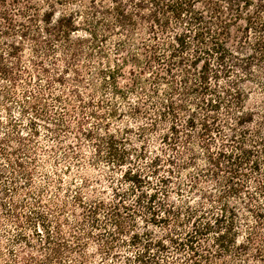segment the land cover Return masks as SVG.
Here are the masks:
<instances>
[{"label": "trees", "instance_id": "16d2710c", "mask_svg": "<svg viewBox=\"0 0 264 264\" xmlns=\"http://www.w3.org/2000/svg\"><path fill=\"white\" fill-rule=\"evenodd\" d=\"M111 39L115 54L131 45L121 62L103 45ZM129 62L138 73L128 70L133 84L124 92L117 86V75H123L122 63ZM263 67L264 0H0V82H5L0 85V107L10 116V131L0 132V159L11 173L10 186H1L0 195L21 194L15 172L24 184H30L32 171L24 162L32 164L36 151L23 139L38 134V120L46 123L45 140L57 146L55 150L45 143L37 145L43 154L56 153L57 163L45 173L56 191L64 181L60 170L70 174L73 165L76 170L104 166L109 171L126 166L121 179L110 177L114 185H108V196L87 198L83 188L92 184L80 176L70 196V218L64 221L60 216L67 208L65 200L53 203L57 215L48 212L52 218L35 211L47 187H38L41 193L27 212L19 211L26 206L24 200L0 202L14 230L6 222L0 228V264H100L102 259L113 264H249L253 259L264 263V234L249 225L239 229V214L234 210L226 214L225 207L221 208L224 213H215L204 211V203L192 208L190 201L186 211H180L169 202L171 192L178 195L182 190L169 185L173 169H163L166 175L151 182L162 164L160 157L152 155V169L142 173L137 161L146 159L144 147L137 150L125 133L110 129L109 121L123 116L149 118V127L138 126L137 135L142 138L145 129L156 131L159 120H171L160 140L179 155L182 170L191 169L188 189L202 190L197 187L200 180L222 182L220 173L226 163L228 176L220 188H214L219 193L202 190L198 197L210 207L241 193L255 198L248 190L252 182L258 195L264 190V125H260L264 102L256 107L243 102L254 92L248 84L264 98V74L258 73ZM109 87L114 100L102 95ZM129 95L134 102L146 100L150 110L132 104ZM12 100L18 116L9 113ZM117 102L125 106L122 111ZM231 109L236 128L231 122L223 124L220 116ZM179 110H190L184 119L185 131L179 128ZM28 112L29 122L20 123L19 116ZM226 127L235 134L220 141L215 150L211 145L226 137ZM196 128L201 138L196 143L205 151L196 158L186 155L184 160L182 149L190 150L188 146L194 144L188 130ZM69 134L78 141L76 145ZM63 136L68 137L63 141L66 150L60 148ZM23 157L27 159L21 161ZM173 157L168 164H177ZM195 159L200 163H194ZM59 161L66 162L64 169L58 167ZM177 176L181 177V170ZM77 208L82 212L77 213ZM252 211H256L255 222L263 225L264 214ZM138 220L142 225L137 227ZM251 247L255 253L248 260ZM177 254L183 255L179 261Z\"/></svg>", "mask_w": 264, "mask_h": 264}, {"label": "rangeland", "instance_id": "374dc122", "mask_svg": "<svg viewBox=\"0 0 264 264\" xmlns=\"http://www.w3.org/2000/svg\"><path fill=\"white\" fill-rule=\"evenodd\" d=\"M65 6H57L56 8H63ZM113 40H107L106 42L103 43V45L105 46L106 50L108 51L109 55L111 57H114L116 59H118L119 62H121L122 57L124 55H127V53L131 50V45H129L122 53L120 54H115L114 53V48H113ZM134 68V71L138 73V68L133 66L130 62L127 64L122 63V73L123 75H117V86L123 90L124 92L127 91L128 87L131 86L133 84V76L131 74H129L128 70ZM259 74L263 75L264 74V67L261 69V71H258ZM145 75V77L149 78L150 75L147 74V72L143 73ZM5 82H0L1 84H4ZM223 86L224 84L221 83ZM146 88H150V85L148 83L145 84ZM248 86H250L251 90H254V92L250 95V97L248 99H246L243 104H245L247 107H256V106H260L263 102H264V98L261 97L260 95H258V93L256 92V87H253V84H248ZM1 94V93H0ZM103 97L108 99V100H114V94L111 91V88L109 87L105 93H102ZM100 97V95H97ZM102 97V96H101ZM128 100L131 101L132 104H137L139 106V108L141 110H150L148 109V106H151L147 103V101L145 100V102H134L133 98L131 95H129ZM0 101H1V97H0ZM9 106V113L10 115H17V111H18V106L17 104L12 100L11 103L8 104ZM117 106L119 108V111H122L125 106H123V104L121 102H117ZM106 109H104L103 111H105ZM85 111H89V108H86ZM190 111V110H189ZM189 111H181L179 110L178 112V117H179V123L182 124V126H179L180 129H182L183 131L187 130V125H184V119L187 118ZM202 111V110H200ZM254 111H259L254 110ZM259 114H256L254 117L257 118ZM29 112L24 115H20L19 118L20 119V123H28L29 122ZM121 116V115H120ZM150 116H153V114H151ZM220 116L222 117L221 119L224 120L223 124H226L228 122H231L234 124L235 128L238 127L237 124L234 123V118L236 117V114L234 113V109H231L229 113H226L225 111H221ZM9 114L6 113L5 111L2 110V108L0 107V132L2 133L3 131H10L9 129V125L7 122ZM13 117V116H12ZM88 120L90 122H92L93 124L98 123L97 120H95L94 118H88ZM149 118H145L143 116H137V118H130L127 116H123L121 118H117V119H110V129L113 130L114 128L120 130L122 133H125V135L128 137V139H130L131 141V145L134 146L137 150H142L143 147L145 149V154L146 159H140L137 161L138 167L141 170L142 173H147L149 171V169H152L150 166V162L149 159L150 157H152V155H154L155 153L160 157V162L162 163L160 168H158V170L156 169L155 172H157V175L151 176L150 181L155 183L158 182L157 181V177H159L160 175H166L165 170L163 169H167L168 167L172 168L174 171V175H172L171 180L173 181L172 183H170V187L172 190H176L177 188L179 189L182 188L181 193L176 195L174 192H171L169 194V202L173 205H176L178 207H180V211H186L185 210V206L186 204L189 203V205L192 206V208L194 206H196L197 204L200 203H204V211H213V212H217V213H224V211H222L221 208L225 207L226 208V214H229V210H234L236 213L239 214L238 219H236V223L239 224V229H242L243 225H249V226H253L256 230H259V233L264 234V224L261 225L260 223L255 222L254 217H255V212L256 211H252L253 210H258L260 212H262L264 214V190L262 192V194H257V188H255V183L252 182L250 184V186L248 187V190L252 193L255 194V198L252 197H248V195H243L242 193L239 194V196H235V197H229V198H223L220 201H215L213 202L212 207H210L209 202H207V200H205L202 196L198 197V195H200L202 193V190H204V192H208L210 191L211 194L217 195L219 192L217 189L214 190V188H220V186L222 185V183L224 182V180L226 179L225 177L228 176L226 169L227 164L223 163L222 164V168L224 170L221 171L220 173V179L222 182H220L219 184L214 182V180H200L197 187L201 188L202 190L199 189H188V174L189 172H191V169L189 170H182L180 165L178 166V163L181 164V160H177L176 157H179V155L172 149H170L165 143H163L160 140V135H162V133L167 131V127L169 126V124L171 123V120L166 119L165 121H158V125L156 127V131L151 129H145L144 133L142 134V138L138 137L137 133L140 132V130L138 129V126H144L145 128L149 127ZM221 120V121H222ZM37 127H38V134H36L35 136H33L31 138V140H26L23 139V141L26 143V145L29 146H33L35 147V155L33 156L35 158V160L32 162V164H27L26 162L25 165H29V167L31 168L32 171V177L30 180V184H24L22 178H20L17 173L15 172V184L19 189V192L21 193L20 195H16L13 196L14 194H12L13 198L10 196H4V195H0V197H2V199H0L1 203H5V205L7 203H11L12 199L14 201H18L19 199H21L22 201L24 200V203L26 204V206H23L20 204V206H23L22 208H19V211H24L27 212L28 209H31L30 206L34 200V197H37L38 194L41 193V190H38V187L41 188H45L47 187L48 190L47 192L42 191L41 193V201L39 203V205H37L35 207V211H38L39 213H43L45 215H47V217L52 218V216H49L48 212H51L55 215H57L55 208L53 206V203H59L60 199H62L63 201H67V208L65 209V211L61 214V219H69L70 218V211L69 209L72 208V206L69 204L70 203V196L71 193H73V190L77 188L78 186V181H79V177L83 176L85 178H87V183L88 185L92 184V186L89 188L85 187L83 188L84 190V194L87 196V198L93 197L94 194H99V195H103V196H108L109 195V186L108 185H114V182H110V177H113V181H115L116 178H120V174L122 173V171H124L126 169V166L121 167V171L118 169H115L114 171H109L106 167L104 166H100L98 169H93L87 166V168L85 169H79L76 170V166L73 165V169L70 172V174H66V173H62V170H60V173L63 176L64 181L60 184L62 186V189H60L59 191H56L54 186L51 183L47 182V177L45 175V173H50L51 171V167L54 165V163L56 162V159H54L53 157L56 155V153L54 154V152H51L49 154H43L42 150L37 146V145H41L42 143H45V145H48L49 147L47 148H52V149H57L56 145H53L55 141H46V135L48 134V132L45 131V129L43 128V125H45L46 123L38 120L37 121ZM221 125H223L222 123H220ZM86 127H89V124H84ZM261 126L264 125V120L260 123ZM50 127H52V125L49 124ZM20 127H18V131H19ZM25 129V128H24ZM114 131V130H113ZM181 132L180 135H182V137L184 136V132ZM198 131L199 128H196L195 130H188V132L192 135V139H193V145L188 146L190 148V150H187L186 148H183V152L181 154V157H183V159H187V156H190V154L193 155V157H198L201 156V153L203 151H205L203 148H200V146L197 144L200 142V136H198ZM224 133L226 134V137L222 138L223 136L217 138L215 140V145H211L212 148H214L215 150L217 149V144H219L220 141H223L226 138H230L234 133L233 130H229L227 127L224 128ZM65 134V133H63ZM71 134H69V139L74 141V144L76 145L78 143V141H75L74 138H71L70 136ZM26 137V136H25ZM68 137L67 136H63L62 138V144L60 145V148H65V143L63 142L64 139L66 140ZM53 142V143H52ZM197 142V143H196ZM228 141H226L225 145H228ZM7 144L12 145V146H16L15 143L6 141ZM52 144V145H51ZM84 149H86V143L82 144ZM85 145V146H84ZM214 146V147H213ZM180 148V147H179ZM221 149L226 148V146L220 145ZM67 148H65L66 150ZM54 154V155H53ZM21 155V153H18V156ZM174 156V157H173ZM173 160H177V164L172 165V164H168L169 162L167 161V159L172 158ZM17 158V157H16ZM27 159V157H23V159H21V161H25ZM46 159V160H43ZM46 161V162H45ZM48 161V162H47ZM136 161V160H134ZM45 162V163H44ZM49 162L51 163V166L49 164ZM174 161H172L171 163H173ZM199 164L200 160L195 159V162ZM1 164H4V162L0 159V170L2 169V174L0 175V187L1 186H10V182H9V176L11 175V173L7 172V166H2ZM64 164H66V162H58V167L63 168L64 169ZM5 165V164H4ZM133 166V165H132ZM6 167V169L4 168ZM181 170V177L177 176L179 174V171ZM121 172V173H120ZM186 174V176H185ZM225 178V179H224ZM219 179V180H220ZM124 186V185H122ZM190 190H193L190 191ZM25 192V193H23ZM26 192H29L30 194L28 195ZM54 193H56V196L54 195ZM195 197H197L196 199H194ZM86 198V199H87ZM194 199L193 201L191 199ZM53 201V202H52ZM168 207V206H167ZM248 208H250V210H248ZM4 211H7L6 206H0V228L3 227L4 224L7 223V228L10 231H14L11 230V226H9V221L6 220V215L4 213ZM77 213L78 212H82L80 210V208L76 209ZM140 211L141 212H145L144 209H142L140 207ZM5 219V221L3 220ZM259 221V219H257ZM6 222V223H5ZM36 223V222H35ZM242 224V225H241ZM2 225V226H1ZM142 225V223L140 222V220H138V225ZM25 231L28 233L30 230L29 226L25 224L24 226ZM39 228L41 229V233L43 234V229L41 226H39ZM64 228L66 229V227L64 226ZM154 227H150V229H152ZM1 230V229H0ZM3 231V230H1ZM8 238H10V235H7ZM5 238L3 237L2 240H4ZM30 239V237H29ZM32 244H37L38 241L35 239V236L32 237ZM8 244H6L7 246ZM260 245V244H259ZM264 246H262L261 248H263ZM26 248H29V246H26ZM33 249V248H32ZM5 251V256L4 258L8 260H10V256L9 254H7V251ZM38 253H42L43 251H37ZM124 252L120 251L119 254H123ZM254 248L251 247L250 249V255L247 256L246 258L248 260H250V256L252 254H254ZM183 257L182 254H177L176 256V260H180ZM97 259V258H96ZM100 264H113V260L111 259H102L99 261ZM246 262V261H245ZM48 264V263H46ZM170 264H177L176 262H171ZM249 264H264L263 262L260 261H255V259L249 261Z\"/></svg>", "mask_w": 264, "mask_h": 264}]
</instances>
